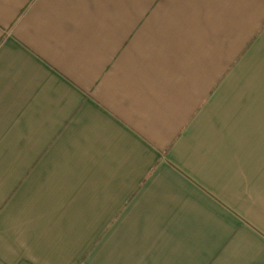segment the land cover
<instances>
[{
	"label": "crops",
	"instance_id": "crops-1",
	"mask_svg": "<svg viewBox=\"0 0 264 264\" xmlns=\"http://www.w3.org/2000/svg\"><path fill=\"white\" fill-rule=\"evenodd\" d=\"M0 264H264V0H0Z\"/></svg>",
	"mask_w": 264,
	"mask_h": 264
},
{
	"label": "rangeland",
	"instance_id": "rangeland-1",
	"mask_svg": "<svg viewBox=\"0 0 264 264\" xmlns=\"http://www.w3.org/2000/svg\"><path fill=\"white\" fill-rule=\"evenodd\" d=\"M236 85H237L236 82H231V83H229V88H228V92H227V96H229V97H228V100H229V101H230V99L233 98V94L235 93L234 91H235V89H236Z\"/></svg>",
	"mask_w": 264,
	"mask_h": 264
}]
</instances>
